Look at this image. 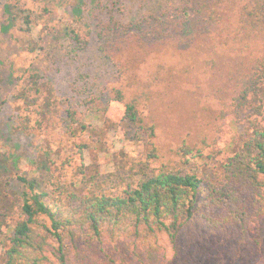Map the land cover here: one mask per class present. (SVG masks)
Returning a JSON list of instances; mask_svg holds the SVG:
<instances>
[{"label": "rangeland", "instance_id": "rangeland-1", "mask_svg": "<svg viewBox=\"0 0 264 264\" xmlns=\"http://www.w3.org/2000/svg\"><path fill=\"white\" fill-rule=\"evenodd\" d=\"M13 2L0 0V182L15 207L24 192L18 176L37 179L42 186L49 179L75 183L82 179L83 166L89 167L88 176L91 170L101 175L107 191L123 193L157 165L150 157L153 149L165 164L196 169L202 177L214 175L240 147L251 123L264 128V90L261 104L250 103L261 105L260 112L253 113L249 106L234 107L236 80L250 70L251 61L264 59V46H254L253 39L244 41L252 47L243 52L233 44L239 42L231 21L234 5L222 8L218 30L199 36L185 48L166 45L148 55L128 51L122 62H132L136 78L129 87L124 80L123 87L115 67L98 53L95 36L86 51L75 53L65 29L88 35L94 33L98 18L138 21L153 8L161 7L159 13L180 8L181 0H16L31 12L28 33L11 26L4 13ZM29 40L37 43L33 53L25 47ZM27 71L39 72L46 83L43 96L55 106L49 122L23 110L16 99ZM118 88L128 101L138 97L137 109L145 125L154 127L153 137L124 124V108L115 101L108 104L105 122L90 121L98 129L96 134L68 135L64 109L83 116L87 101H106ZM78 144L87 146L82 154ZM184 145L195 150L193 157L181 156L179 148ZM17 217L15 212L9 223L14 224ZM98 248L83 239L79 260L73 264H96L103 259L116 264H264V216L242 229L236 226L218 233L191 226L180 236L176 249L165 237L151 251L125 238L104 243L103 255Z\"/></svg>", "mask_w": 264, "mask_h": 264}, {"label": "trees", "instance_id": "trees-1", "mask_svg": "<svg viewBox=\"0 0 264 264\" xmlns=\"http://www.w3.org/2000/svg\"><path fill=\"white\" fill-rule=\"evenodd\" d=\"M181 3L180 8L162 13L158 12L161 7L153 8L145 19L138 21L133 18L121 21L112 16L106 20L98 18L94 33L82 35L67 27L65 36L75 53L86 51L95 36L98 53L115 67L123 87L124 80L129 87L136 78L132 62H122L128 51L148 55L166 45L185 48L199 36L218 30L221 10L226 4L236 7L231 21L233 34L239 41L234 40L233 44L241 48L239 52L252 47L244 43L248 39H253L254 46L259 43L264 46V0H181ZM97 4L102 11L101 3ZM4 13L11 26L18 25L24 33L32 31L31 12L21 8L16 0L5 6ZM221 30L225 31V27ZM36 46L33 40L25 45L30 53L35 52ZM247 68L250 70L236 80L234 107L244 110L249 106L253 113L260 112L261 105L252 107L250 103H262L264 59H254ZM26 74L16 99L23 110L36 112L49 122L55 106L43 96L46 83L37 71ZM137 99L128 101L123 89L118 88L113 89L112 97L106 101H87L83 116L66 108L63 110L66 132L71 137L81 132L96 134L98 129L90 121L105 122L108 104L115 101L124 108L122 122L151 138L154 127L145 125ZM236 125L233 122L234 128ZM77 146L81 154L87 149L84 144ZM179 150L183 158L195 154L193 148L185 145ZM150 157L157 165L135 184L128 185L123 193L107 191L102 187L105 180L101 181V175L91 170L88 176V166L79 170L82 179L75 183L49 179L42 186L37 179L18 176L24 192L17 207L0 182V264H73L79 260L78 249L83 239L99 246L101 255L104 243L122 238L151 251L165 237L171 248L176 249L180 236L191 226L218 233L236 226L242 229L264 216V128L259 124L251 123L240 147L214 175L202 177L196 169L165 164L158 160L155 149ZM15 212L17 219L14 224L9 223ZM96 264L116 263L103 259Z\"/></svg>", "mask_w": 264, "mask_h": 264}]
</instances>
